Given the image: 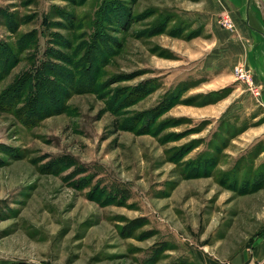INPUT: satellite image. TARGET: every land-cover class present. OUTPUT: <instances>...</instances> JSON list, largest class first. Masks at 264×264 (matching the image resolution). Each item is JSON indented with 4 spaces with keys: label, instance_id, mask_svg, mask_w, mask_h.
I'll return each instance as SVG.
<instances>
[{
    "label": "rangeland",
    "instance_id": "rangeland-1",
    "mask_svg": "<svg viewBox=\"0 0 264 264\" xmlns=\"http://www.w3.org/2000/svg\"><path fill=\"white\" fill-rule=\"evenodd\" d=\"M234 15L0 0V264H233L250 247L263 86L219 55Z\"/></svg>",
    "mask_w": 264,
    "mask_h": 264
},
{
    "label": "crops",
    "instance_id": "crops-1",
    "mask_svg": "<svg viewBox=\"0 0 264 264\" xmlns=\"http://www.w3.org/2000/svg\"><path fill=\"white\" fill-rule=\"evenodd\" d=\"M236 11L237 30L231 37L226 34L220 39L224 50L219 53L227 67L245 63L263 86L264 104V0H228ZM233 50L232 56L230 51ZM245 248L233 257V264L264 263V228Z\"/></svg>",
    "mask_w": 264,
    "mask_h": 264
},
{
    "label": "built area",
    "instance_id": "built-area-1",
    "mask_svg": "<svg viewBox=\"0 0 264 264\" xmlns=\"http://www.w3.org/2000/svg\"><path fill=\"white\" fill-rule=\"evenodd\" d=\"M225 22H226V24H228V26L230 27V28H234V24H233V22L232 21H230V22H228V20L226 19L225 20ZM241 78H243V77H246L247 75V73L245 72V71H243V70H241ZM248 79L250 78V76L248 75V77H247ZM255 95H256V93H255ZM257 95H258V93H257ZM264 264V263H263Z\"/></svg>",
    "mask_w": 264,
    "mask_h": 264
}]
</instances>
